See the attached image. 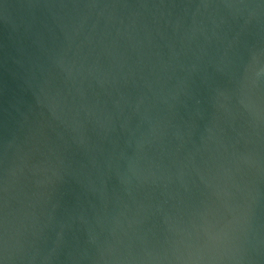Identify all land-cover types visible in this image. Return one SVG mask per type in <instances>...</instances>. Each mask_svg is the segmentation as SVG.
Instances as JSON below:
<instances>
[{"label": "water", "instance_id": "95a60500", "mask_svg": "<svg viewBox=\"0 0 264 264\" xmlns=\"http://www.w3.org/2000/svg\"><path fill=\"white\" fill-rule=\"evenodd\" d=\"M0 264H264V0H0Z\"/></svg>", "mask_w": 264, "mask_h": 264}]
</instances>
